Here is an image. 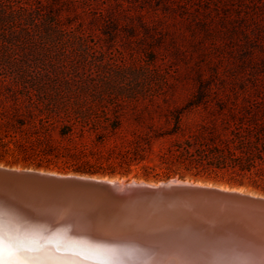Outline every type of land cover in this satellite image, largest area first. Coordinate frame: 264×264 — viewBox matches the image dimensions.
<instances>
[{"label":"trees","instance_id":"1","mask_svg":"<svg viewBox=\"0 0 264 264\" xmlns=\"http://www.w3.org/2000/svg\"><path fill=\"white\" fill-rule=\"evenodd\" d=\"M2 2L0 163L102 178L189 179L264 194V101L237 102L244 91L206 86L186 92L180 105L171 104L179 94L173 89L51 87V73H33L20 54L36 17L19 18ZM104 98L115 102L98 105ZM141 98L150 103L125 102Z\"/></svg>","mask_w":264,"mask_h":264},{"label":"rangeland","instance_id":"2","mask_svg":"<svg viewBox=\"0 0 264 264\" xmlns=\"http://www.w3.org/2000/svg\"><path fill=\"white\" fill-rule=\"evenodd\" d=\"M5 1L0 0L19 18L36 17L32 38L20 54L33 73H51V87L173 89L179 94L171 104L180 105L186 92L206 86L244 91V100L240 96L237 102L264 101V0ZM112 102L104 98L98 105Z\"/></svg>","mask_w":264,"mask_h":264},{"label":"water","instance_id":"3","mask_svg":"<svg viewBox=\"0 0 264 264\" xmlns=\"http://www.w3.org/2000/svg\"><path fill=\"white\" fill-rule=\"evenodd\" d=\"M111 179L0 165V211L14 219L48 221L51 226L67 222L77 234H100L108 226H138L144 218L145 222H175L183 217L190 224L200 218L208 222L217 212L264 219V196L179 178L157 182L131 178L123 184Z\"/></svg>","mask_w":264,"mask_h":264},{"label":"bare ground","instance_id":"4","mask_svg":"<svg viewBox=\"0 0 264 264\" xmlns=\"http://www.w3.org/2000/svg\"><path fill=\"white\" fill-rule=\"evenodd\" d=\"M111 181L124 183L117 178ZM213 187L256 195L239 188ZM227 213L217 212L208 222L200 218L191 224L184 217L175 222H145L144 218L142 225L103 227L100 234L73 233L67 222L51 226L48 221H26L18 216L20 221L1 211L0 223L30 249L29 256L35 264H86L66 251L70 241L101 249L113 258H131L134 264H264V219ZM165 223L172 224L166 227Z\"/></svg>","mask_w":264,"mask_h":264},{"label":"snow or ice","instance_id":"5","mask_svg":"<svg viewBox=\"0 0 264 264\" xmlns=\"http://www.w3.org/2000/svg\"><path fill=\"white\" fill-rule=\"evenodd\" d=\"M66 251L85 261L86 264H134L131 258L124 260L113 258L101 249H93L80 242L70 241ZM30 249L23 247L18 238L7 231L0 223V264H35L29 256ZM62 264H77L76 261H64Z\"/></svg>","mask_w":264,"mask_h":264}]
</instances>
